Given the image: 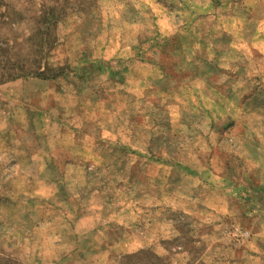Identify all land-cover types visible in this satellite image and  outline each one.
Masks as SVG:
<instances>
[{
	"label": "rangeland",
	"instance_id": "374dc122",
	"mask_svg": "<svg viewBox=\"0 0 264 264\" xmlns=\"http://www.w3.org/2000/svg\"><path fill=\"white\" fill-rule=\"evenodd\" d=\"M0 264H264V0H0Z\"/></svg>",
	"mask_w": 264,
	"mask_h": 264
},
{
	"label": "crops",
	"instance_id": "0c3cea01",
	"mask_svg": "<svg viewBox=\"0 0 264 264\" xmlns=\"http://www.w3.org/2000/svg\"><path fill=\"white\" fill-rule=\"evenodd\" d=\"M222 4L224 5V4H226V2H222ZM237 2L235 1V2H232L231 3V5L233 6V8H235V6H237ZM225 37V36H224ZM222 39V38H221Z\"/></svg>",
	"mask_w": 264,
	"mask_h": 264
},
{
	"label": "trees",
	"instance_id": "16d2710c",
	"mask_svg": "<svg viewBox=\"0 0 264 264\" xmlns=\"http://www.w3.org/2000/svg\"><path fill=\"white\" fill-rule=\"evenodd\" d=\"M37 74L40 75V73H37ZM14 76H15V75H13V76L11 75V78L14 77Z\"/></svg>",
	"mask_w": 264,
	"mask_h": 264
}]
</instances>
